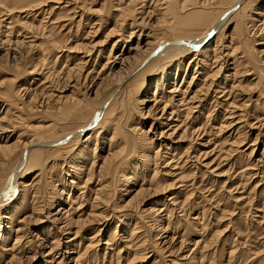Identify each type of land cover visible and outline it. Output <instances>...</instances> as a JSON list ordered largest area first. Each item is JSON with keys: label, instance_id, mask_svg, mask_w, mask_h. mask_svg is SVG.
Returning a JSON list of instances; mask_svg holds the SVG:
<instances>
[{"label": "rangeland", "instance_id": "rangeland-1", "mask_svg": "<svg viewBox=\"0 0 264 264\" xmlns=\"http://www.w3.org/2000/svg\"><path fill=\"white\" fill-rule=\"evenodd\" d=\"M135 1L0 0V38L11 41L7 43L26 38L29 47L27 53L0 56V143L61 138L87 125L100 103L114 95L109 107L119 97L118 82L139 58L123 67L114 60L136 45L137 35L129 34L140 30L164 37L154 19L129 26L136 8L142 6L144 17L157 19L161 13L154 0L145 5ZM219 4H212L209 18H219ZM258 9L249 4L221 31L217 60L204 65L196 51L171 61L160 55L156 68L147 70L151 76L140 84L137 101L124 110L116 103L112 129L101 130L87 149L80 148L82 138L41 151L38 166L22 180L31 183L26 205L20 207L17 184L9 203L0 205V264H264V14ZM203 30L191 26L179 33L202 40ZM146 59L127 79L146 70L153 55ZM233 60L239 62L235 73L230 70ZM172 67L157 96L166 94L172 83L186 89L193 77L189 88L197 98L188 112L191 127L186 126L185 138H178L181 129L167 138L173 142L171 153L157 152L166 140L159 134L168 129L155 124L160 102L153 105L151 96L155 81ZM88 72L100 76L96 81L85 78ZM100 79L104 82L97 88ZM63 97L68 99L58 101ZM74 100L81 101L76 108L71 107ZM189 128L199 129V137L193 138ZM199 150V161L188 159ZM108 152L120 158L116 172L112 167L99 170ZM20 153L21 147L16 148L12 160L0 165V178L10 176ZM175 163L178 168H172ZM59 206L64 215L54 222ZM11 213L12 226L5 219ZM8 227L24 231L14 234ZM91 238L94 243L86 247ZM57 240L50 260L48 247Z\"/></svg>", "mask_w": 264, "mask_h": 264}, {"label": "bare ground", "instance_id": "bare-ground-1", "mask_svg": "<svg viewBox=\"0 0 264 264\" xmlns=\"http://www.w3.org/2000/svg\"><path fill=\"white\" fill-rule=\"evenodd\" d=\"M136 1H137V5L141 4V3H138V0H136ZM154 1H155L154 9H155V7H158L159 8L158 11L161 12L160 15L158 14L159 17L157 19H155L153 15L146 16V14L144 17V13H143L142 6H141L139 8L134 9L135 13L133 16L130 15L133 18V21L131 20V23L129 24V26H131V24H133L134 22L136 23V25L143 26L144 23L147 24V21H151V19H154L157 27H159L160 29L162 28L160 30V32L164 34V37L159 38L158 34H152L149 32L145 33V32H141L140 30L137 32H134V34L133 33L129 34L128 38H130L132 35H137L138 41H137V43H135L136 45H134V46L130 45L128 51L126 52V54H127L126 57H122V58L121 57H119V58L115 57L114 60L118 59V61L121 62V64H120L121 67H123L124 64L129 63L130 60L133 61V59L137 60V58L138 57L139 58H138V61H136L135 66H133L132 68L130 67L129 72L126 73V75L124 74L125 76L123 78L121 77L122 78L121 81L118 82V86L120 87V91L117 89V91H119L118 92L119 97L115 96L114 102L112 104H110L109 107H106V105L111 100V98H113L114 95L111 96L104 104L102 102L95 109H92L91 118H90V121L88 122L87 125L81 126L78 129L73 130L70 133L65 134L63 137L57 138L55 140H41L42 138H39V136H38V139H36V140L30 139V140L24 141L23 143H19L18 141L10 143V142H7V140L6 141L2 140L4 142L0 143V165L6 161H9L10 159L12 160V157H13L12 153L14 152V150L16 148L21 147V153H20V155H17V157H16V161L14 163V168H13L14 170L10 174V176L9 177L6 176L5 178H0V205L6 206L9 203V200L13 194V189L15 188L16 184L21 187L20 193H21V199L22 200H21L20 205H22V206H20V207L23 208L26 205L28 198L30 197L29 188L31 186V183L28 184L22 180H24V178H27L26 176L32 171V166L37 165V163H38L37 161L40 160L39 159L40 153L45 148H49V149L55 148L57 150V149H60V147H62V146H60V143L66 142L68 140L66 142V144H64V145H67V144L70 145L72 141H74V140L80 141V139L84 138L83 142L80 144L81 145L80 148H81V150H82V148L87 149L89 147L88 146L89 143H91L93 138L95 139V137L98 136V133L101 130L107 132L110 129H112V125H114V120H115V119H111V112L113 111V107L117 103L118 104L117 108L119 107V110L126 109L129 102H132L134 100L135 95L138 93V90H140V84L142 86L144 84H146V82H147L146 78L147 77L149 78L151 76L150 73H149V75L147 74V70H149V69L152 70V69L156 68L157 65L155 66V64L157 61H155V60L159 59L160 55H161V57H163V60H165V61L170 60L171 61V59L173 60L175 57H177L179 54H181L183 52L196 51V52H194L195 55L198 54L202 58V59H200V62L205 65L211 59L218 58L217 57L218 54L215 55V47L218 44L217 42L219 41V39L222 36L221 31L223 29H225L229 24H231L232 21H234L235 19L240 17V15H242L244 13L246 7L249 4L254 3V6L259 7V9H258L260 12L259 14H264V10H263L264 0H154ZM217 1H218V3L221 2V4H219L221 6L219 7V9L216 7L217 11H218L216 16H219V18H217L215 20V17L209 18L210 17L209 13H213L211 11V6L214 2H217ZM141 2H142L141 5H145L146 0H142ZM31 8H33V7H31ZM131 10H133V9H131ZM41 11L44 12L46 10H41ZM154 11L155 10H153V12ZM119 15H121V14H119ZM256 16L259 18V15H256ZM256 20H257V18H256ZM261 20H259L258 22L260 23ZM191 26H195L197 28H199V27L204 28L202 40H192V39H189L190 38L189 36H188L189 38H185L187 36L186 33L185 34L179 33L180 31L181 32L187 31ZM236 28L237 29L241 28L240 24L236 25ZM142 35H144V36H142ZM13 36H14V34H13ZM141 37H143V38H141ZM31 38H35V37L32 36ZM24 39H26V38H24ZM24 39H22V41L17 40L14 43H7V42H11V41L9 39H4V38L1 39L0 38V42H1L0 43V56L8 57L9 54H15V53L20 54L19 52H21L23 50H24L23 52H25V53L29 52L28 51L29 47H27V43L24 42ZM5 43L9 44V45L12 44L10 46L13 48H10V47L5 48ZM117 43H119V42L116 41L115 43L112 44V46L117 45ZM111 48H113V47H111ZM131 53L133 55L131 57H127V56L131 55ZM123 55H125V54H122L120 56H123ZM152 55H153V59L150 60V62H148V64H146L147 66L146 65L144 66V67H147L146 70L143 69L142 72H140V74L138 73L135 77L133 76L134 78L127 79L128 76L134 72L136 67H138V65L140 66V64L143 63V61L146 58H149V56H152ZM109 56H107V57H109ZM238 63L239 62L234 61V60L231 63L233 68H231L230 70H232L234 73L236 72ZM121 67L119 69L122 70ZM173 67L170 69H166L168 73L165 72L164 75H162L160 77V79L155 81V92L151 96V97H153L152 98L153 105H155V103L157 104L160 102V105L158 104L159 107H157V111H158L157 115H159V116L157 119H156V117L154 118L155 124L156 125L158 124V126L167 127V129H168L166 133L164 131V132H161L159 134L160 138L166 137L165 138L166 140L161 141V143H159V147L157 149V152L160 150V148L165 149V151L170 152V149H172L170 143L173 144V142L172 141L169 142V140H167V138H169L172 135L174 136V134L177 133L178 131H180L181 129H183L182 135H180L181 137H178V138L179 139L185 138V134H186V130H187L186 126H190V125H188L189 122L186 123V120L189 118L188 112L190 110H193L192 108H193L194 104L196 103L195 100L197 98L196 92H192L191 89L189 88L190 85L193 84V77L190 78V82L188 83V87L186 89L182 90L180 88H177L176 85H175L176 87H174L173 83H172V86L170 84V87H171L170 90H168V92H166V94H164L163 96H160V97L157 96L159 89L163 88V84L168 81L167 78L169 77V75L171 78L172 74H171L170 70L172 69V71H173V69H174ZM72 68L74 69V67H72ZM162 68H164V66L161 67V70H162ZM178 68H179V65H176L174 77H176V71ZM73 69H70V70H73ZM197 73H200V72H197ZM88 74H89V72L87 74H85L84 77L88 78V76H90L91 80L98 79V77L100 76V75L97 76L95 74L96 75V78H95V76H91ZM193 75H194V72H193ZM231 76H234V75H231ZM202 77L205 78V75L201 76V78ZM106 78H108V77H106ZM224 78H230V77L225 76ZM104 79L97 80L98 81V83H97L98 87L97 88H99L101 86V84H103ZM126 79H127V81H125ZM174 81H175V78H174ZM202 81H204V80H202ZM57 91H59V90H57ZM66 98L67 97L59 98L58 101L66 100ZM134 101H137V100L135 99ZM79 103H81V101L77 100V102H75V100H74V102L72 101L73 106H71V107L76 108V107H78L77 105H80ZM153 105H152V108H153ZM158 105H156V106H158ZM73 110L76 111V109H73ZM153 110L151 109V111H153ZM6 111L8 112V110H6ZM151 111H150V113H152ZM7 112H5V114ZM237 120H241V119H237ZM152 126H153V124H152ZM189 129H192V128H189ZM148 131H150V130H148ZM198 133H199V129H192L191 134H192L193 138L194 137L198 138L200 135V133L199 134ZM71 134H73V137H68ZM130 134H131V132H130ZM114 136H115V131L112 133V137L110 136L111 138L109 139V143L112 142V138ZM192 137H188V139L191 138V140H193ZM140 141H141V143H143L145 140L142 139ZM140 141H139V143H140ZM72 143H74V142H72ZM76 149H79V146H77L75 148V150ZM188 154L189 153L187 152V155ZM206 154H207V152L204 155L207 156L208 154L207 155ZM169 156H170V154H169ZM174 156H176V155H174ZM118 157L119 156L116 152H108L107 155L105 157H103L99 170L108 172L110 170V168L112 167V170L114 172H116L119 168V165H116V164L120 163V162H118V163L116 162L118 159H120ZM189 157H188V159H191V160L193 159L194 162L199 161V159L201 158L200 150L191 152ZM179 158L181 159L184 157H179ZM171 159H169L170 162L173 161V159L172 160ZM177 159H178V157H177ZM188 159H186V162L188 161ZM33 160L34 161L37 160L35 164H32ZM165 161H168V159L166 158ZM148 162H149L148 158L143 159V163L146 164ZM177 162H179V161L177 160ZM182 165H183V163H182ZM177 166H178V164L175 163L172 168H178ZM22 167L24 170L20 171ZM19 171H20V173H17ZM180 186H182V184H180ZM8 189H10L9 192H8ZM137 194H138V192H137ZM137 194H134V195L137 196ZM60 207L61 206H59V210L54 215H52L54 222L59 221L60 218L64 215L63 208H60ZM15 212H14V214L17 215V212L16 213ZM48 214H46V217H48ZM11 215H12V213H11ZM59 216H61V217H59ZM7 217H9V218H7ZM7 217L5 216V219H8L10 226H12V224L14 223L13 215L12 216L9 215ZM21 219H22V217H21ZM21 219H20V221H23ZM19 223H21V222H19ZM56 225L58 226V224H56ZM64 225H63V227H64ZM63 227H61V228H63ZM61 228H57V231L61 230ZM9 229H10V231L12 230L14 232V234H16L17 232H19V234H22V232L24 231V229H22V227H19V229H17V230L13 229L11 227ZM11 235H9V236H11ZM17 237H18V234H17ZM8 238H10V237H8ZM15 238H16V236H15ZM89 240H90V242L87 244L86 247H90L94 243V242H91V240H93V238H91ZM58 241L59 240L51 243L50 247H48V253L46 254V256H48V259H50V260H52L54 258L53 253H54V251H56V249L58 247L57 246V244L59 243ZM141 244H143V242H141ZM141 244H139V245H141ZM72 253L73 252H71L69 255H71ZM57 264H62V261H59Z\"/></svg>", "mask_w": 264, "mask_h": 264}]
</instances>
